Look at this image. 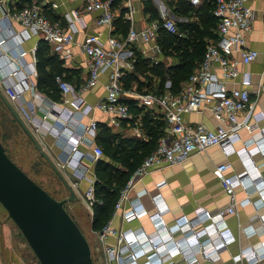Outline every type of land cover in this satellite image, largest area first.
<instances>
[{
    "label": "built area",
    "instance_id": "1",
    "mask_svg": "<svg viewBox=\"0 0 264 264\" xmlns=\"http://www.w3.org/2000/svg\"><path fill=\"white\" fill-rule=\"evenodd\" d=\"M81 1L82 9L70 8L65 13V22L50 19L42 3L37 1H31L18 9H8L0 15L2 28L0 46L13 38L22 41L36 36L37 39L45 41L50 51L64 61L74 56L72 51L77 47L85 54L87 63V76L77 91L62 74L54 76L61 98L57 102L52 101L48 106L49 110L55 113L56 119L52 126L46 127L43 125V118L48 113L45 111L39 116L37 110L40 106L36 101L38 95L32 83L28 82V77L36 76L37 73L35 60L22 65L25 66L26 71L20 76L18 75L21 71L20 66L0 52V59L6 57L10 67L3 74V80H8L4 83L6 98L25 123L31 126L35 136L38 137V134H43L45 131H53L65 143L67 148L61 163L62 169L71 166L76 172L79 180L70 183L91 213L94 204L101 203V199L94 194L96 174L82 159L84 157L95 162L102 155V147L96 142L98 121L90 118L87 123L79 127V133L75 134L74 130L66 131V120L70 121L73 111L87 114L92 109H98L107 114L108 124L111 127H119L124 121L139 132L140 116L130 110L129 104L125 102L126 97L131 98L137 107L152 108L154 113H161L166 124L165 132L158 138L155 148L143 158L120 189L111 216L99 231L100 238L107 241L110 237L114 240V243L105 242V250L108 255H115L117 264H176L174 263L176 258L181 264H201L202 261L217 264L219 251L235 240L224 222V215L236 210L235 187H254L258 192L264 191V180L251 160L253 153L264 154L262 136L264 128L258 125V122L264 119V108L254 109L255 101L251 99L249 89L250 72L245 68L259 54L258 50L246 46L244 37V33L251 28L253 17L251 0H210L213 3L212 14L216 19V37L206 41L200 61L179 91L172 92L170 80L166 79L161 93L125 89L121 77L126 71L134 70L136 56L133 49L138 43L142 44L139 52L144 58L154 64L159 63L162 49L156 37L160 27L170 33L184 36V32L178 30L174 19L170 17H163L161 21L156 19L140 29L129 25L125 36L119 38L113 32L116 17L114 0ZM190 1L197 4L200 0ZM49 4L52 8L58 5L56 2ZM128 9L130 13L133 11L129 3ZM84 11L98 12L95 23L106 27L107 35L104 40L101 38V31L86 33L81 39L76 38L80 27L84 25L81 17ZM130 17L128 15L129 19ZM11 20L19 22L21 26L19 31L9 28ZM37 39L31 46L32 52L36 50ZM26 52L19 51L14 58L23 64ZM234 52H238L239 57H233ZM105 72L107 82L104 96L92 104L87 103L80 95V90L96 85L100 75ZM14 76L18 80L15 81ZM229 82L239 85L228 86ZM25 90L31 92V99L24 98ZM205 108L209 109L216 120L213 127L200 121L185 119L186 113ZM241 113L243 116L239 117ZM241 129L250 131L251 136L243 140L242 146L236 148L234 143L239 140ZM38 141L40 142V138ZM79 144L91 148L92 152L82 153L78 149ZM212 145H218L226 156L236 153L241 157L244 165V170L229 173L231 167L229 161L219 162L215 166L214 171L228 196V204L214 211L196 207L190 218L181 213L175 216V223L169 226L170 232H167L168 223L165 215L170 208L162 199V195L160 192L149 194L154 208V211L149 213L142 202V197L148 193L147 189H134L135 184L148 172L165 165L183 163L192 153L204 151ZM80 179L87 180L83 190H80ZM164 183V180L159 181L157 186L160 187ZM248 199L247 197L246 201ZM259 204L260 201L257 206L261 208ZM143 215H148L152 222L151 231L145 230L141 225L122 228L123 223L139 219ZM116 216L120 218L121 229H117L118 226L112 224ZM262 216L264 218V213ZM255 218H258V215L251 216V219ZM207 219L211 227L202 226L197 229L194 227L198 223L203 224ZM171 228L179 229L171 231ZM252 229L249 234L254 232ZM165 231L167 233H164ZM178 233L181 235L178 236ZM256 250L258 249L250 243H244L232 256L234 264H262L264 247H261L260 251Z\"/></svg>",
    "mask_w": 264,
    "mask_h": 264
},
{
    "label": "crops",
    "instance_id": "2",
    "mask_svg": "<svg viewBox=\"0 0 264 264\" xmlns=\"http://www.w3.org/2000/svg\"><path fill=\"white\" fill-rule=\"evenodd\" d=\"M31 1H37L42 3V5L56 2L58 5L54 8L50 7V10L54 13H52L53 16H57L56 19L61 20L62 22H65V13L70 8L78 7L79 9H82L81 0H0V15L8 9L21 8L24 5L29 4ZM188 1L191 3L190 0ZM204 1L207 0H200L197 4H191L196 7ZM149 2L153 5L158 18L170 17L173 18L175 22L179 20L187 21L186 16L176 12L174 5L168 0H149ZM128 3L133 8L131 13L128 9ZM145 3L146 0H120L116 5H114L116 11L115 19L118 18L123 8L124 12L122 15L123 18L128 21V28L129 25L134 26L136 29L145 27L150 24L151 21L156 20V18H151V14L149 10L146 9ZM250 5L253 9L251 28L244 33V37L246 46L258 50L259 54L253 61L247 64L245 68L250 72V97L255 101L254 109L257 110L259 108H264V0H251ZM97 14V11L82 12L81 17L84 25H82L78 31L76 35L77 39H81L86 33H94L97 31H101V38L103 40L105 39L107 29L106 27L95 23V17ZM128 15L131 16L130 19L128 18ZM193 19V17L190 18V20ZM10 27L15 31H19L21 29L19 22L16 20L10 21L9 28ZM0 30H2L1 27ZM113 32L116 37H123L126 34L122 35V32L117 28L116 23ZM0 34H2V31H0ZM37 38L38 37L36 36H32L23 39L22 41L17 40V38H13L0 46V52L6 54L9 60H14L16 64L20 66L21 71L18 74L20 76L22 72L26 71L25 66L22 65L35 60L36 67V51L32 52L31 46ZM37 40L39 41V39ZM137 45L138 46L134 47L137 48V50L142 48L141 43H138ZM22 50L27 51L23 58V64H21V61L14 58V55ZM72 52L74 54L72 58H68L65 61L63 60V66H65L66 70L62 73V76L72 85L73 89L77 91L87 76V63L85 54L80 52L77 47H74ZM232 56L237 58L239 57V53L234 52ZM9 68L7 58L3 57V59H0V86L3 88V93L4 83L8 82L7 79H5V81L3 80V74L7 72ZM36 71V76L31 75L28 77V82L32 83V86L35 88L38 95V99L36 101L40 106V109L37 110L39 116H41L45 111L48 113L47 116L43 118V125L46 127L49 125L52 126L53 121L56 119V115L53 111L49 110L48 106L51 105L52 101L57 102L61 98V95L56 86L54 91L52 89L48 90V86L42 82L39 84V73L37 68ZM13 78L15 81L18 80L16 76ZM11 80L14 81L13 79H10V81ZM106 82L107 75L105 72L100 75L99 81L96 85L83 91L80 90L79 93L87 103L92 104L104 96ZM232 85L239 84L233 82L228 83V86ZM23 96L27 100L32 98V94L29 90H25ZM242 116L243 113L239 114V117ZM90 118H95L98 121V125L108 124V116L101 110L92 109L87 114H81L79 111H73L70 115V121L66 120V131H70L71 129L75 131V134H78L79 127L84 123H87ZM61 119L64 120L62 116ZM185 119L188 121H200L209 127H213L216 123L215 118L207 108L201 111L186 113ZM258 125L259 127L264 128V119L260 120ZM27 126L30 130H32L29 124H27ZM111 130L114 134L123 137H135L140 139L147 138L142 126L140 127L139 132H136V130L129 123L124 121L119 127H111ZM19 131L24 136L27 135L21 126L18 133ZM239 133L240 138L234 143L236 148L242 146L243 140L251 136V132L247 129H241ZM262 133V136L264 137V130ZM39 138L42 149L47 153L51 161L58 168H60V171L69 182H75L78 178L76 177L77 175L75 174L76 172H74V169L71 166L62 169L61 166L64 159L65 149L67 148L65 143L62 142V139L55 135L53 131H45L43 134H38L37 139L39 140ZM96 142L100 145V142L97 139ZM78 149L82 153L86 152L89 154L92 152L91 148H87L82 144H79ZM43 160L46 167L51 168L49 163L44 158ZM241 160V157L236 153L226 156L218 145H212L204 151L192 153L183 163L165 165L148 172L135 184L134 189H147L148 193L142 197V202L149 213L154 211L149 194L160 192L162 199L170 208L169 212L165 215V220L168 223L166 226H170L175 223V216L181 213H184L187 218L192 217L196 207H203L204 209L214 211L218 208L226 206L229 201L228 196L224 192L221 181L214 169L217 163L229 161L231 167L228 173L239 172L244 170V165ZM251 160L253 161V165L256 166L257 170L260 172L262 180H264V154L260 152L253 153L251 154ZM82 161L88 165L93 173H95V162H91L84 157ZM83 180L84 179H80L79 186H82L81 182H83ZM162 180H164L165 183L158 187L157 183ZM83 187H85L84 183ZM80 188L82 189V187ZM234 197L237 201L235 207L236 210L233 213H226L224 215V222L225 227L233 234L235 240L228 244L225 249L219 251V255L216 259L217 264H234L232 256L238 252L239 247L244 243H250L251 246L258 249L256 251H260L261 247H264V218L262 216V213H264V191L258 192L254 187L243 188L241 186H236L234 189ZM247 197L249 198L248 201H246ZM259 201L261 208H258L257 206ZM255 214L258 215V218L251 219V216ZM131 225H133L132 227L141 225L147 231H151L153 229V224L149 220L148 215H143L141 218L133 220L129 226ZM203 226L211 227L210 221L208 219L203 221ZM251 228H253L252 230H254V232L249 234ZM4 230L6 234L7 229ZM175 260H178V258ZM0 262L1 264L3 263L1 257ZM201 263L205 264L207 262L202 261ZM261 263L264 264V260Z\"/></svg>",
    "mask_w": 264,
    "mask_h": 264
},
{
    "label": "trees",
    "instance_id": "3",
    "mask_svg": "<svg viewBox=\"0 0 264 264\" xmlns=\"http://www.w3.org/2000/svg\"><path fill=\"white\" fill-rule=\"evenodd\" d=\"M119 1L114 0L113 6ZM169 2L174 5L176 12L184 14L187 18V21L175 22L178 30L184 32V36L170 33L161 27L158 29L156 41L162 49V54L157 64L144 58L139 50L134 48L136 56L134 70L126 71L121 77L125 89L161 93L164 90L166 79H169L170 90L172 92L179 91L200 61L206 41L216 37V19L212 14L213 3L210 0L204 1L196 7L188 0ZM145 5L151 14V18L161 21L149 0H146ZM43 8L50 19L56 20L57 16H53L54 13L50 10L49 4L43 5ZM123 12L124 9L122 8L120 15L114 21L122 35L126 33L128 28V21L123 18ZM191 17L194 19L190 20ZM35 51L36 68L39 73L38 82L48 86V90L55 91L54 76L62 74L66 70L63 66V59L51 53L47 43L43 40L38 41ZM150 72L154 74L149 75ZM125 102L129 104L130 110L135 115L140 116L141 126L147 138L123 137L114 134L110 124L99 125L96 139L100 142L103 152L101 157L95 161L94 194L101 199V203L96 202L93 206V229L101 227L110 217L120 188L143 158L155 148L158 138L165 132L166 124L161 113H154L152 108L137 107L135 102L128 97L125 98ZM0 123H9V126L14 130L12 135L16 134L20 128L19 123L1 98ZM9 126L4 125V128ZM9 134L5 131L3 133L4 138L8 137ZM25 139L32 143L28 135L25 136ZM38 156L43 160L40 154Z\"/></svg>",
    "mask_w": 264,
    "mask_h": 264
},
{
    "label": "water",
    "instance_id": "4",
    "mask_svg": "<svg viewBox=\"0 0 264 264\" xmlns=\"http://www.w3.org/2000/svg\"><path fill=\"white\" fill-rule=\"evenodd\" d=\"M0 98L68 191L55 198L8 156L0 141V204L40 264H93L89 243L64 206L78 197L76 190L1 90Z\"/></svg>",
    "mask_w": 264,
    "mask_h": 264
},
{
    "label": "rangeland",
    "instance_id": "5",
    "mask_svg": "<svg viewBox=\"0 0 264 264\" xmlns=\"http://www.w3.org/2000/svg\"><path fill=\"white\" fill-rule=\"evenodd\" d=\"M148 74L152 75L154 73L150 72ZM0 90L3 92V88L1 86ZM4 125L9 126V123H0V140L2 141V144L6 148V151L11 159L34 181L41 185L55 198L61 199L63 197H66L68 195L66 187L57 177L53 169L46 167L44 161L39 158V153H37V151L35 150L34 145L31 142L29 143L20 131L19 133L17 131L16 134L12 135L14 131L13 128L10 126L4 128ZM5 131L10 133L6 138H4L3 136V133ZM83 183L84 185H86L87 180L84 179L83 182H81L82 186L80 185V187H82V189L84 188ZM125 183L126 181L124 182L123 186L125 185ZM82 189L80 188V190ZM118 196L119 193L117 194L115 202L117 201ZM64 206L70 216L77 223L81 231L84 233L90 246L93 264H117L115 255H108V252H106L105 250V242L114 243V240L110 237L107 239V241L101 240L99 234L100 229H102V227L107 223L110 217L101 225V227L93 229L92 213L79 197L67 201ZM120 222L121 221L119 216H116L112 220V224L114 226H118L117 229H121L119 228L121 226ZM131 222L132 221L123 223L122 228H124L125 226H129ZM132 226L133 225H131V227ZM202 226V223H198L194 227L197 229ZM4 229H7L6 234ZM179 235H181V233H178V236ZM0 257L3 260L2 264H40L32 250L28 246L25 238L20 233L19 229L16 227L13 221L8 217L6 210L1 204ZM174 263L181 264V261L179 259L174 260ZM205 264H208V262Z\"/></svg>",
    "mask_w": 264,
    "mask_h": 264
},
{
    "label": "bare ground",
    "instance_id": "6",
    "mask_svg": "<svg viewBox=\"0 0 264 264\" xmlns=\"http://www.w3.org/2000/svg\"><path fill=\"white\" fill-rule=\"evenodd\" d=\"M177 229H179V228H174V229L171 228V231H176ZM166 231H167V232H170L169 225L166 226ZM166 231H165L164 233H167ZM156 241H159V240H156ZM160 241H162V239H161ZM160 241H159V242H160ZM159 242H156V243H159ZM132 260L134 261V260H136V259H132Z\"/></svg>",
    "mask_w": 264,
    "mask_h": 264
}]
</instances>
